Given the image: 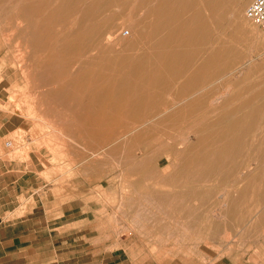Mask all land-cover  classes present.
Returning <instances> with one entry per match:
<instances>
[{"label": "rangeland", "instance_id": "374dc122", "mask_svg": "<svg viewBox=\"0 0 264 264\" xmlns=\"http://www.w3.org/2000/svg\"><path fill=\"white\" fill-rule=\"evenodd\" d=\"M32 1L0 0V264H253L264 252V33L245 16L253 0H191L175 48L187 57L170 63L151 37L155 0ZM78 27L101 43L94 68L111 80L71 75Z\"/></svg>", "mask_w": 264, "mask_h": 264}, {"label": "bare ground", "instance_id": "6f19581e", "mask_svg": "<svg viewBox=\"0 0 264 264\" xmlns=\"http://www.w3.org/2000/svg\"><path fill=\"white\" fill-rule=\"evenodd\" d=\"M32 1V0H31ZM53 1V0H52ZM59 1V0H58ZM56 0L55 3L58 2ZM88 1V0H87ZM196 1V0H195ZM214 1V0H213ZM233 1V0H232ZM33 2V1H32ZM151 2V1H150ZM149 2V3H150ZM156 2V8L154 10H152L150 13L151 15L153 16V18L155 19V24L153 26V33H152V38H154V40H156V45L158 46V49L160 51V55L163 56V59L165 60L164 63L166 62H169V61H178L179 59H185V56L186 54L182 53V52H179V51H175V48L177 46V42H180V44H182V41L184 42V40H181L179 41V35H178V30L179 28H181L180 26L183 25V19L184 16L186 14H190L191 11V0H155ZM219 2V1H218ZM223 2V1H222ZM230 2V0H229ZM91 3V2H90ZM200 3V2H199ZM236 3V2H235ZM234 3V4H235ZM203 4V3H201ZM206 4V3H205ZM229 4V3H228ZM232 4V3H231ZM220 5V4H219ZM237 5V4H236ZM34 4H32V8H34ZM87 6V5H86ZM148 6V5H147ZM146 6V7H147ZM227 6V5H226ZM235 6V5H234ZM224 7V6H223ZM233 7V6H232ZM103 8V7H102ZM145 8V7H144ZM196 8V7H195ZM228 8V7H227ZM105 10V8H103ZM34 10L36 11L37 8ZM97 10V9H96ZM100 10V8H99ZM206 10V9H205ZM213 10V9H212ZM217 10V9H216ZM93 11V10H92ZM198 11V10H197ZM199 12V11H198ZM213 12V11H212ZM34 13V12H33ZM238 13V12H237ZM46 14V12H45ZM106 15V13H104ZM198 14V13H196ZM217 14V13H216ZM215 14V15H216ZM240 14V13H239ZM238 14V15H239ZM33 15V14H32ZM80 15V14H79ZM78 15V16H79ZM109 15V13H108ZM213 15V14H212ZM195 16V15H194ZM235 16V15H234ZM198 17V16H197ZM196 17V18H197ZM199 17H200V14H199ZM208 17V16H207ZM89 18V17H88ZM195 18V17H194ZM195 18V19H196ZM218 18V17H217ZM189 19V18H188ZM96 20V19H95ZM141 20V19H140ZM145 20V19H144ZM197 20V19H196ZM200 20V19H198ZM221 20V19H219ZM218 20V21H219ZM148 21V20H147ZM202 21V19H201ZM222 21V20H221ZM220 21V22H221ZM143 22V21H142ZM149 22V21H148ZM186 22V21H185ZM242 22V21H241ZM100 23V22H99ZM204 23V22H202ZM224 23V22H223ZM143 24V23H142ZM141 24V25H142ZM190 24V23H188ZM187 24V25H188ZM80 25V24H79ZM83 25V24H82ZM90 25V24H89ZM138 25V24H137ZM140 25V26H141ZM185 25V23H184ZM183 25V26H184ZM203 26V25H202ZM220 26V25H219ZM192 28V24L190 26ZM190 27L189 29L187 30H190ZM196 27V26H195ZM201 27V26H200ZM99 28V26H98ZM194 28V27H193ZM71 29V28H69ZM86 29V28H85ZM93 29V28H92ZM197 29V28H196ZM111 30V29H110ZM185 30V29H184ZM186 30V31H187ZM194 30V29H193ZM141 31V30H140ZM92 32V31H91ZM97 32V31H96ZM144 32V31H143ZM190 32V31H189ZM109 34V33H108ZM145 34V33H144ZM181 34V33H180ZM187 34V32H186ZM185 34V35H186ZM191 34V32H190ZM68 41L72 42L74 44V54L72 56H70L69 60L67 61V63L69 65H71V70H70V73L71 75L73 76H76V78H79V77H87L89 81H95V80H102V81H105V80H111V77L113 76L111 73V75H109L108 71L109 70H100V69H95L94 66L95 65H99V62H100V57L102 56V54H104V52L101 54V51L99 49H102L101 48V43L100 45H92V44H86L85 40L84 39V35L81 34V28H77V29H74V30H70L69 33H68ZM145 36V35H144ZM143 36V37H144ZM178 36V38H177ZM191 36V35H189ZM98 37V36H97ZM92 38V37H91ZM109 40V39H108ZM146 40H149V39H146ZM152 40V39H151ZM87 41V40H86ZM187 42V41H186ZM192 42V41H191ZM188 43V42H187ZM190 43V42H189ZM36 44V43H34ZM173 45V47H171ZM231 45V44H230ZM227 46L226 48H228L229 46L228 45H225ZM63 49L67 50V48H69V44L66 42L63 44V46H61ZM193 47V46H191ZM233 47V45H232ZM155 48V47H154ZM231 48V46H230ZM98 50L100 51V53H98ZM133 50V49H132ZM135 51V49H134ZM234 51V50H233ZM152 52V50H151ZM207 52V51H206ZM186 53V52H185ZM229 53V52H228ZM232 53V52H231ZM105 55V54H104ZM146 55V54H145ZM185 55V56H184ZM238 55V54H237ZM144 55H139L137 58H143ZM188 56L191 57V55L188 54ZM187 57V56H186ZM232 57V56H231ZM230 57V58H231ZM238 57V56H237ZM194 58V56H193ZM207 58V57H206ZM112 59V57H111ZM144 59V58H143ZM187 59V58H186ZM203 59V58H202ZM212 59V58H210ZM232 59V58H231ZM142 60V59H141ZM193 60H196L193 59ZM192 60V62H193ZM230 60V59H229ZM233 60V59H232ZM180 61V60H179ZM206 63L208 62V59L204 60ZM146 62V61H145ZM110 63V62H109ZM130 63V62H129ZM170 63V62H169ZM168 63V64H169ZM182 63V62H181ZM186 63V62H185ZM191 63V62H190ZM195 63V62H194ZM204 63V64H206ZM185 65L188 66V64H182L180 66V68L177 70V69H174V71H176V74L178 75L177 77L179 76H182L185 75V74H182V69L184 70L186 67ZM200 65V64H198ZM203 65V64H202ZM163 66V65H162ZM203 67V66H202ZM145 69V68H144ZM194 69V68H193ZM203 70V68H202ZM117 71V70H116ZM196 71V70H195ZM197 71H198V68H197ZM111 72V71H110ZM62 73V72H61ZM108 73V75H107ZM113 73V72H112ZM151 73V72H150ZM201 73V72H200ZM63 74V73H62ZM54 75V74H53ZM123 76V75H122ZM137 76V75H136ZM115 77V76H114ZM117 77V76H116ZM186 77V75H185ZM118 79L119 82H122V84H126L125 83V79L124 77H119V78H116ZM137 79V78H136ZM181 79V78H180ZM187 80V79H186ZM185 80V81H186ZM85 82V81H84ZM102 83V82H101ZM139 83V82H138ZM93 84V83H92ZM153 84V83H152ZM159 84V83H157ZM163 84V83H162ZM76 85V84H75ZM128 85V84H127ZM137 85V83H136ZM193 85V84H192ZM104 86V85H103ZM115 86V85H114ZM119 86V85H117ZM124 86V85H123ZM122 86V87H123ZM138 86V85H137ZM145 86V85H144ZM200 86V85H199ZM128 87V86H127ZM132 87V86H131ZM136 87V86H135ZM101 88V86H100ZM118 88V87H117ZM193 88V87H192ZM195 88V87H194ZM200 88V87H198ZM65 89V88H64ZM121 89V88H120ZM132 89V88H131ZM140 89V88H139ZM100 90V89H99ZM150 90V89H149ZM90 91V90H89ZM88 91V93H89ZM96 91V90H95ZM98 91V90H97ZM147 91V89H146ZM151 91V90H150ZM195 91V90H194ZM140 91L136 90L134 91V89H132V92H131V99L133 98H137L139 97L138 93ZM142 92V91H141ZM145 92V91H144ZM154 93V92H153ZM117 94V93H116ZM157 94V93H156ZM88 95V94H87ZM121 95V94H120ZM124 95V94H123ZM178 96H175L176 97V101L174 102H167V103H164L162 101L159 100L158 102V107L155 109V112L156 115H159V116H162L164 114L167 113V111H169V109H171L172 106H174L175 104L183 101V100H187L189 98L190 95L187 94V92H184V94H177ZM192 95V94H191ZM102 96V95H101ZM122 96V95H121ZM129 96V95H128ZM167 96V95H166ZM209 96V95H208ZM100 97V96H99ZM126 97V96H125ZM101 98V97H100ZM196 97H194L193 99H195ZM120 99V98H119ZM141 100V99H140ZM181 100V101H180ZM198 100V99H197ZM118 101V100H117ZM116 101V102H117ZM125 101V100H124ZM130 101V100H129ZM156 101V100H155ZM199 101V100H198ZM206 101V100H205ZM136 102V101H135ZM138 102V101H137ZM204 102V101H203ZM215 102V101H214ZM217 102V101H216ZM215 102V103H216ZM105 103V102H104ZM193 103V102H192ZM80 104V103H79ZM84 104V103H83ZM203 104V103H202ZM85 105V104H84ZM106 105V104H105ZM115 105V104H114ZM113 105V106H114ZM124 105V104H123ZM143 105V102L140 101V106ZM146 105V104H145ZM198 105V104H197ZM205 105V104H204ZM215 105V104H214ZM111 106V105H110ZM116 106V105H115ZM131 106V105H130ZM147 106V105H146ZM196 106V105H195ZM90 107V106H89ZM108 107V106H107ZM120 107H122L120 105ZM144 107V106H143ZM192 107V106H191ZM207 107V106H206ZM214 108V107H213ZM217 108V106H216ZM117 109V107H116ZM122 109V108H120ZM152 109V108H151ZM153 110V109H152ZM215 110V109H214ZM180 112V111H179ZM90 114V112H89ZM88 114V115H89ZM178 113H172V114H169L167 115L165 118H164V121L165 122H168L172 119H174L176 116H177ZM144 115V114H143ZM94 117V116H93ZM103 117V116H102ZM90 118V117H88ZM127 118V117H126ZM158 118V117H157ZM86 119V118H85ZM92 119V117H91ZM128 119V118H127ZM150 119V118H149ZM155 119V118H154ZM84 120V119H83ZM152 120V119H151ZM150 120V121H151ZM101 121V120H100ZM127 121V120H126ZM155 121V120H154ZM136 122V121H135ZM91 123V122H90ZM103 123V122H102ZM130 123V122H129ZM134 123V122H133ZM171 123V122H169ZM103 125V124H102ZM127 125V124H126ZM95 126V124H94ZM148 126V125H147ZM90 127V126H89ZM117 127V126H116ZM115 127V128H116ZM124 127V126H123ZM141 127V121H138L136 122L135 124H131V125H128L127 127L123 128L121 131L119 130V132H114L113 134H111L110 136H108V138H103L104 139V144H110V143H114V142H118L119 140L121 139H125V137L127 135H129L131 132L137 130L138 128ZM99 128V127H98ZM159 128V127H158ZM111 129V128H110ZM142 129V128H141ZM147 130V129H146ZM145 130V131H146ZM117 131V130H115ZM143 131V130H142ZM152 132V131H151ZM144 134V131L143 132H140V134ZM148 133V132H147ZM146 136V135H145ZM160 136V135H159ZM136 137V136H135ZM134 137V139H135ZM163 138V136H162ZM208 139V138H207ZM102 140V139H101ZM99 141V140H97ZM96 141V142H97ZM136 141V140H135ZM161 141V140H160ZM168 141V140H167ZM200 141L201 139L197 140V143L200 144ZM125 142L124 141V145H125ZM151 142V141H150ZM154 142V140H153ZM157 142V141H156ZM164 142V141H163ZM173 142V141H172ZM100 143V142H99ZM139 143V142H138ZM169 143V141H168ZM184 143H185V140H184ZM184 143H181V145H185ZM212 143V142H210ZM101 144V143H100ZM120 144V143H119ZM179 144V143H177ZM121 145V144H120ZM141 145V144H140ZM159 145V144H158ZM174 145V144H173ZM123 146V145H122ZM137 146V145H136ZM153 146V145H152ZM164 146V145H163ZM166 146V145H165ZM172 146V145H171ZM186 146V145H185ZM194 145H190V146H186V152L190 151L192 148H193ZM125 147V146H124ZM154 147V146H153ZM116 148V147H115ZM139 150V149H138ZM119 151V150H118ZM141 153V152H140ZM169 154V153H168ZM173 155V153H170V157ZM136 156V154H134ZM142 157L145 156V153L141 154ZM199 164V163H198ZM197 166V165H196ZM195 166V167H196ZM168 167H169V164L166 166V169L162 170L164 172H167L168 170Z\"/></svg>", "mask_w": 264, "mask_h": 264}, {"label": "built area", "instance_id": "2783aa9c", "mask_svg": "<svg viewBox=\"0 0 264 264\" xmlns=\"http://www.w3.org/2000/svg\"><path fill=\"white\" fill-rule=\"evenodd\" d=\"M245 16L264 33V0H253L247 7ZM13 146V142L6 143L8 149Z\"/></svg>", "mask_w": 264, "mask_h": 264}, {"label": "crops", "instance_id": "0c3cea01", "mask_svg": "<svg viewBox=\"0 0 264 264\" xmlns=\"http://www.w3.org/2000/svg\"><path fill=\"white\" fill-rule=\"evenodd\" d=\"M257 255V256H254ZM260 259H264V252L262 253H256L253 252V264H264V262H261Z\"/></svg>", "mask_w": 264, "mask_h": 264}]
</instances>
